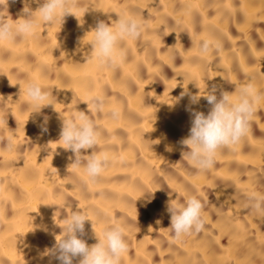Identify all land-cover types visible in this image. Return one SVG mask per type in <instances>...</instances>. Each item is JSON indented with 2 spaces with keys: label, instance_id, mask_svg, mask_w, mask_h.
Here are the masks:
<instances>
[{
  "label": "bare ground",
  "instance_id": "1",
  "mask_svg": "<svg viewBox=\"0 0 264 264\" xmlns=\"http://www.w3.org/2000/svg\"><path fill=\"white\" fill-rule=\"evenodd\" d=\"M25 2L36 11L43 0H8L13 21L24 18ZM76 3L62 25L41 22L35 36L0 40V264H60L46 252L73 211L87 214L89 246L121 224L129 245L121 264H264V0ZM120 16L142 21V35L120 41L126 56L115 67L101 65L94 29ZM30 81L52 92L40 114L26 93ZM249 84L260 99L247 134L198 169L181 155L191 110L207 115L213 86L235 101ZM91 95L105 97L102 112L88 109ZM79 111L100 131L96 153L110 160L94 182L59 141L62 119ZM193 195L204 228L175 238L167 205Z\"/></svg>",
  "mask_w": 264,
  "mask_h": 264
},
{
  "label": "clouds",
  "instance_id": "2",
  "mask_svg": "<svg viewBox=\"0 0 264 264\" xmlns=\"http://www.w3.org/2000/svg\"><path fill=\"white\" fill-rule=\"evenodd\" d=\"M15 2V0H13ZM39 3V0H36ZM76 0H43L36 11H32L25 2L23 8L24 18L13 21L8 15V0H0V40L16 41L28 36H35L40 23L62 25L65 17L74 15L77 8ZM38 13V15H34ZM75 16V15H74ZM143 23L132 16H120L115 25L109 26L99 21L94 29V37L91 47L95 58L101 65L115 67L118 59L126 56V51L119 47L124 38L139 39L143 32ZM210 50V42L203 41L200 46L201 53ZM26 93L30 98L33 113L40 114L45 104L52 96V92L43 89L35 82L26 84ZM217 88L209 91L204 96L211 106L207 115L201 111L191 110L192 120L189 135L180 143L188 150L182 151V157H186L200 170L210 169L215 161L217 151L225 146L238 143L248 132L249 122L254 113V106L260 96L251 84L239 90L237 100H233L227 91L221 90L219 98ZM185 93H181V98ZM191 103L199 102L198 95L190 97ZM88 109L102 112L105 106V97L91 95L88 97ZM114 120L119 119L120 112L113 109L109 113ZM48 117L44 116L43 123L39 125L41 132L47 131ZM100 137V131L93 119L84 111L70 119H62L59 141L64 149L71 151L75 160L72 163L77 167H83L88 178L95 181L110 163L107 153L97 154L95 149ZM11 147V145H9ZM91 149V154H84ZM82 150H84L82 152ZM149 203L151 200L149 199ZM204 205L196 196L189 197L185 203H173L167 205L170 214V229L175 238L200 232L204 228L202 209ZM259 209L261 205L255 204ZM89 221L87 214L73 211L64 219L63 235L58 239L52 249L46 254L52 255L60 264H73L74 258L80 257L79 264H121V258L128 251V242L125 238V229L119 222L106 227L102 235L97 238V243L89 246L82 238L85 235V222Z\"/></svg>",
  "mask_w": 264,
  "mask_h": 264
}]
</instances>
